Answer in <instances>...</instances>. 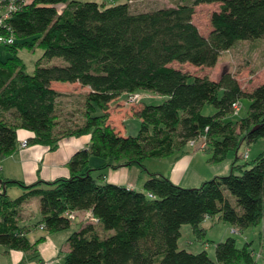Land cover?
Returning <instances> with one entry per match:
<instances>
[{
  "label": "trees",
  "instance_id": "obj_1",
  "mask_svg": "<svg viewBox=\"0 0 264 264\" xmlns=\"http://www.w3.org/2000/svg\"><path fill=\"white\" fill-rule=\"evenodd\" d=\"M132 1L106 7L80 0H14L15 9L0 28L12 39L0 44L8 54L2 59L0 52V161L15 152L18 130L30 132L22 140L27 146L54 150L62 138L82 135H89V146L68 160V177L29 185L0 180V245L34 247L17 219L23 204L37 197L39 225L48 233L69 229L74 212L90 213L66 239L59 264H256L249 243L237 248L233 238L215 244V262L204 250L179 249L177 241L185 224L203 238L206 218L238 230L262 220L264 151L244 165L237 152L242 142L264 139V81L246 88L230 70L212 80L172 64L212 68L236 42L264 38V0H169L176 4L148 11H137ZM202 4H218L206 35L192 22L194 8ZM23 48L43 51L32 74L17 55ZM53 59L58 63L49 64ZM53 84L80 98V123L62 127L57 103L62 93ZM141 91L166 98L133 110L140 128L125 136L113 126L110 104ZM241 98L250 101L245 117L225 120L236 114L232 105L240 107ZM204 105L215 112L202 114ZM204 140L209 163L222 162L231 152L235 160L228 174L196 188L148 173L138 191L106 182L101 173L120 166L144 170L145 159L165 158ZM90 156L102 161L96 176ZM13 186L22 192L10 198Z\"/></svg>",
  "mask_w": 264,
  "mask_h": 264
},
{
  "label": "rangeland",
  "instance_id": "obj_2",
  "mask_svg": "<svg viewBox=\"0 0 264 264\" xmlns=\"http://www.w3.org/2000/svg\"><path fill=\"white\" fill-rule=\"evenodd\" d=\"M80 1H91L96 3H104L106 7L113 6L119 3H123L124 0H80ZM134 9L137 11H148L153 9H158L162 7H172L176 3L169 1V0H135L131 2ZM218 10V4H202L198 5L194 8V14L192 16V22L196 25L198 30L201 32V34L206 35L208 31L210 30V15L212 12ZM0 46V52H1V58L4 59L8 54L4 52ZM43 51L39 48H34L32 51H29L26 48H23L18 51L17 55L21 58L22 62L25 66V71L28 74H32L34 70V64L35 61L41 57ZM49 64L58 63L57 59H53L48 62ZM45 64H47L45 62ZM172 66L181 68L183 71L192 74V75H205L210 77L212 80H217L220 73L223 70H230L232 71L240 84L243 87L251 88L253 85H257L264 81V38L255 39V40H243L236 42L230 49L227 51H224L220 54L219 60L217 64L212 68H201V67H194L192 65L189 66V64L179 65L173 63ZM131 95L128 96V98L125 99V95H121V99L125 103L124 106H121V103L117 105L116 109L112 110V118L115 122H113V125L118 126L117 128L121 130V134L125 136H135L138 133V130L140 128V120L132 116L131 113L133 110H136V108L140 107L141 105H159L164 102L165 96H161L149 91H141L139 93L132 94V97L136 99V102L133 104L128 103V99ZM249 100L247 98H241L240 99V107H238V112L235 115H228L225 117V120H238L240 118L245 117L247 113V108L249 105ZM74 103H76L74 101ZM127 103V104H126ZM65 105V104H64ZM62 106V105H61ZM75 107V106H72ZM71 107V108H72ZM59 114V120L62 124V127H73L74 120H72L74 117L76 118L77 123H80L82 120H80V113L77 111L75 114L72 109L65 110L60 109ZM215 112L214 108L211 105H204L201 109V113L204 115H212ZM73 113V118L72 114ZM131 115V116H130ZM126 116H129L126 118ZM125 117V118H123ZM123 119V121H121ZM126 119V120H125ZM124 127V129H122ZM196 146L199 150H203L206 146V141H199L196 145H193L191 147ZM189 146L185 145L183 148L184 150L188 149ZM180 150L179 152L173 153V155L165 157V158H151L146 159L144 161V164L147 165L148 162L152 161V165H147L151 167H155L156 165L159 168H163L164 174H167L170 172V169L172 170V178L171 182L173 184L183 187V188H196L198 187L201 182L212 179L215 175L214 173H210V169H213L217 167V165H221V163H210L206 164V158L205 155L208 156V154H204L200 152V159L196 161V158H190L193 159V162L196 161L197 163H194V173L197 174L199 177H203L204 179L202 181H195L193 173L191 176L184 177L182 173L180 172V169L188 164V157L187 155H183ZM264 151V139H260L254 143L247 144L246 142H242L240 145L237 156H239L238 164L244 165L246 162L253 161L260 153ZM246 155V156H245ZM242 156V157H241ZM244 156V157H243ZM230 157L234 158V154L231 152L228 154L226 159H229ZM97 159L98 161H101V159L96 158L94 156L89 157V164L92 165L91 159ZM160 161H163L161 164ZM224 163L226 160H223ZM154 163H157L156 165ZM203 163V164H202ZM195 165H197V168H195ZM1 166V163H0ZM125 167V166H123ZM204 167L207 169L205 170ZM196 170V171H195ZM177 172V173H176ZM229 172V171H228ZM222 176V175H221ZM167 177V176H165ZM2 192V191H0ZM21 194V188L19 187H12L7 190V196L10 198H15L16 196ZM226 194L229 196V194L226 192ZM32 199V198H31ZM29 199L28 203H39L35 202V199H38L35 197V199L31 200ZM229 199L232 204H234V198L232 196H229ZM71 217L73 220H71V226L69 229L57 232L55 234L57 235H69L74 230L79 229V223H77L78 218L80 221L82 220H89L90 219V213L80 215L78 218L75 215V213L71 214ZM83 217V218H82ZM37 220V216H33L32 222L34 223ZM39 229H43L42 226L38 225ZM202 226L205 228L204 236L203 238H197L192 230L189 224H185L180 229V237L177 241V245L179 249H184L187 252L190 253H198L200 251H206L208 257L215 262V252H214V246L216 243L224 241L226 238H233L235 239L236 247L242 248L244 244L249 243V250L252 251V256L256 262V264H264V215L262 220L259 224L247 227L242 230H238L232 226H230L227 223L224 222H218L216 220V217L209 219L206 218ZM42 233L38 229H31L27 236L30 242H34L39 236H41ZM65 240V239H64ZM31 254V253H30ZM22 255L28 256V253H22ZM63 253L60 255V261L62 260ZM2 257H0V264H2ZM11 258V257H10ZM9 260V259H8ZM244 264V263H241Z\"/></svg>",
  "mask_w": 264,
  "mask_h": 264
},
{
  "label": "crops",
  "instance_id": "obj_3",
  "mask_svg": "<svg viewBox=\"0 0 264 264\" xmlns=\"http://www.w3.org/2000/svg\"><path fill=\"white\" fill-rule=\"evenodd\" d=\"M52 86H55L56 89L62 93L57 100L59 109H63L65 110V112L66 109L68 110L72 109V111L75 114L77 113V111H79V113L81 114L80 98L77 97V95H73V93H71L70 90L65 89L64 87L61 86L59 87L58 85H54V84ZM70 88L76 89L77 85H71ZM120 99L118 101H113L110 104L111 109L117 108V105L121 103ZM74 101L76 103H74ZM71 114L73 118L74 114L73 113ZM127 117L129 116H126V118ZM72 120H74V122L77 123L75 117ZM113 126L117 130L116 128L117 126L116 125ZM17 135H18V140H17V148L15 152L0 161L1 163L0 180L2 181L14 180V181H20L25 185H29L37 181L51 182L60 177H68L69 171L68 168L66 167V163L68 162V160L75 152L82 149H86L89 146V135H82L78 137L68 136L66 138H62L61 140H59L57 147L54 150H49V148H46L38 144L29 145L26 148H21L20 142L24 139H28L31 136V134L26 130H18ZM187 145L189 146V148L186 150L183 149V152L181 153L183 155L184 154L187 155L189 161L186 166L180 169V172L184 177H187L188 175L191 176V174L193 173L195 181L199 183V181H202L204 178L199 177L197 174L194 173L193 165L194 163H197L196 161L201 160L200 152L204 154H208V153H206L205 150H199L196 146L191 147L193 145L190 144ZM208 157L209 154L208 156L205 155L206 158L205 165L210 164L208 162ZM190 158H194V159L196 158V161L193 162V159ZM225 160H226L225 163L224 161L220 162L221 165H217V167H215L214 170L208 167L210 173L211 174L214 173L213 174L215 175L214 177L228 174L231 170V164L233 160H235V156L234 158L233 157H230L229 159L225 158ZM144 161L142 163L144 170H142L138 166H131V167L120 166L115 169L108 167L103 171H101V173H104V179L106 182L140 191L143 188V183L145 179L148 177V173H157V174L164 173L162 172L163 168H159L158 166L160 165H156L157 163H154L156 166L153 168L151 166H147L148 164L152 165L153 164L152 161L148 162L147 165L144 164ZM91 162L92 165L90 164L89 165L93 169H95L92 172V174L96 176L100 173L96 170V168L101 165L102 161H98L97 159L92 158ZM160 162L161 164H164L162 163L163 161ZM195 168L198 169L197 165H195ZM204 169L206 170L207 168L204 167ZM172 170L173 169H170V172L164 174L170 180L173 175ZM13 187H18V186H13ZM33 199L35 198H32L31 200ZM37 200L38 199H35V202H37ZM28 202L24 203L22 206L20 217L17 219V225L20 228L26 230L25 237L27 238L28 242L31 245H34V247L27 251H20V250L8 249L0 245V257H2L1 259H3L2 264H42L44 262H48L51 264L58 263L60 261L59 259L61 253H63L64 255V253L67 251L66 239L70 234L57 235L55 234L57 232L48 233L43 229L42 230L39 229L38 225L41 218L40 208H39L40 205L39 203H28ZM74 213L78 218L81 214L82 215L88 214L89 211H81ZM33 216H37V220L34 223H31ZM84 221L85 220L80 221V219L78 218L77 223L81 225ZM31 229H38L42 233V235L39 236L34 242H30L27 236L28 232ZM22 253H28L29 255L23 256Z\"/></svg>",
  "mask_w": 264,
  "mask_h": 264
},
{
  "label": "built area",
  "instance_id": "obj_4",
  "mask_svg": "<svg viewBox=\"0 0 264 264\" xmlns=\"http://www.w3.org/2000/svg\"><path fill=\"white\" fill-rule=\"evenodd\" d=\"M13 2L14 0H0V28L5 25V21L6 19H8L9 13L15 9V4ZM11 41H12L11 37L10 38L4 37L3 34H0V44H9L11 43ZM128 102L134 103L136 102V99L131 95L130 98L128 99ZM232 106L234 111L237 113L238 104L234 103ZM193 143H194L193 141L189 142L190 145H193ZM26 146H27V142L22 141L21 147L26 148ZM42 264H49V263L44 262Z\"/></svg>",
  "mask_w": 264,
  "mask_h": 264
}]
</instances>
